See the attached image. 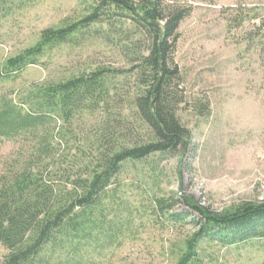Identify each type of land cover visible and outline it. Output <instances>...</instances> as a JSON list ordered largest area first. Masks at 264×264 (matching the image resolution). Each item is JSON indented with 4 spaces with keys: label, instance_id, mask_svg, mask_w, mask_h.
Segmentation results:
<instances>
[{
    "label": "trees",
    "instance_id": "trees-1",
    "mask_svg": "<svg viewBox=\"0 0 264 264\" xmlns=\"http://www.w3.org/2000/svg\"><path fill=\"white\" fill-rule=\"evenodd\" d=\"M82 4L81 15L43 29L0 68V78H15L30 65L45 66L41 59L62 45L86 40L123 61V67L95 62L34 82L16 98L0 96V144L16 146L0 169V264H107V255L112 259L127 237L144 228L132 226L140 208L157 222L162 215L171 224L188 221L191 232L182 245L173 244L174 264H204V245L264 239L262 200L218 212L185 196L189 210L181 212H171L169 199L156 195L141 207L123 203L121 175L188 141L178 116L185 96L174 53L179 25L192 6L174 0ZM230 10L236 28L261 20L244 39L253 43L260 34L263 47L258 8Z\"/></svg>",
    "mask_w": 264,
    "mask_h": 264
},
{
    "label": "rangeland",
    "instance_id": "rangeland-1",
    "mask_svg": "<svg viewBox=\"0 0 264 264\" xmlns=\"http://www.w3.org/2000/svg\"><path fill=\"white\" fill-rule=\"evenodd\" d=\"M174 1L192 6L179 25L174 53L185 96L178 116L189 138L185 147L156 153L129 168L120 177L118 195L136 207L146 205L149 195L162 196L172 204L171 212L189 210L184 196L216 212L264 201V46L260 34H254L253 43L244 39L261 20L248 19L240 28L230 22L236 14L230 9L238 6L257 7L264 20V0ZM82 9V0H0V68L8 57L32 46L43 29L78 17ZM115 53L93 40L62 45L41 59L45 66L30 65L15 78H0V96L16 98L34 82L67 76L95 62L123 67ZM83 125L87 129L88 123ZM15 148L1 142L0 169ZM138 210L132 226L144 228H137L104 262L174 264L173 244L182 245L191 232L188 221L171 224L162 215L157 222ZM202 250L204 264H264V239L204 245Z\"/></svg>",
    "mask_w": 264,
    "mask_h": 264
}]
</instances>
